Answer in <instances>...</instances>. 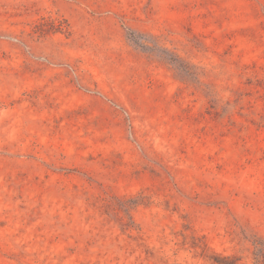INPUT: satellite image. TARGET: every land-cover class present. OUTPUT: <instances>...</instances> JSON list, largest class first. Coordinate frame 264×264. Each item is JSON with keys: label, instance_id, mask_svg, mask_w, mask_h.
<instances>
[{"label": "rangeland", "instance_id": "rangeland-1", "mask_svg": "<svg viewBox=\"0 0 264 264\" xmlns=\"http://www.w3.org/2000/svg\"><path fill=\"white\" fill-rule=\"evenodd\" d=\"M264 264V0H0V264Z\"/></svg>", "mask_w": 264, "mask_h": 264}, {"label": "trees", "instance_id": "trees-1", "mask_svg": "<svg viewBox=\"0 0 264 264\" xmlns=\"http://www.w3.org/2000/svg\"><path fill=\"white\" fill-rule=\"evenodd\" d=\"M220 259L221 261L218 264H238L237 262L239 261L236 257H222Z\"/></svg>", "mask_w": 264, "mask_h": 264}]
</instances>
